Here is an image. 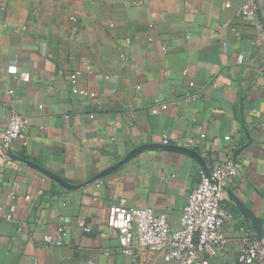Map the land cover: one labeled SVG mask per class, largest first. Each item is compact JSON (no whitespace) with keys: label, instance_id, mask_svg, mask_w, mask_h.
Listing matches in <instances>:
<instances>
[{"label":"crops","instance_id":"crops-1","mask_svg":"<svg viewBox=\"0 0 264 264\" xmlns=\"http://www.w3.org/2000/svg\"><path fill=\"white\" fill-rule=\"evenodd\" d=\"M240 5L0 0V134L12 112L30 121L25 138L2 152L0 206L15 213L0 221V264H133L106 224L108 210L151 209L178 229L206 176L175 148L196 153L209 171L213 158L241 170L224 202L225 244L209 263L240 264L243 240L258 242L237 202L260 220L264 240V15L238 18ZM74 73L94 98L72 93ZM156 101L167 108L152 114ZM145 145L156 147L86 184ZM27 162L84 186L66 189ZM61 227L62 247L46 248L43 237ZM136 258L165 264L159 253Z\"/></svg>","mask_w":264,"mask_h":264},{"label":"built area","instance_id":"built-area-1","mask_svg":"<svg viewBox=\"0 0 264 264\" xmlns=\"http://www.w3.org/2000/svg\"><path fill=\"white\" fill-rule=\"evenodd\" d=\"M227 2L228 0H222ZM241 2L237 17L255 20L264 15V2L261 7L257 0H238ZM264 41V35H262ZM238 63H242L239 58ZM10 72L18 74L24 81L29 74L10 68ZM72 93L84 99L94 98L95 94L77 88V75L69 76ZM264 91V85L262 86ZM167 104L156 101L152 114L164 111ZM30 121L27 117L12 112L4 130L0 134V162L3 150L9 148L14 141L25 138ZM228 139V138H227ZM163 144H167L164 139ZM210 178L204 177L188 194L179 221V228L173 229L164 213H156L151 209H134L125 204L109 208L106 224L116 233L121 252L136 263L137 254H162L165 264H210L209 259L217 256L225 244L223 227L229 217L224 207L226 193L240 176L237 163L230 159H211ZM11 198L13 195L10 196ZM29 200V197H25ZM15 208L11 206L2 211L0 221L14 222ZM21 231V228H18ZM88 232V230H85ZM67 235L65 227L57 231V236L45 235L43 244L46 248H60L62 238ZM243 249L238 256L240 264H264V240H243ZM93 264V263H88Z\"/></svg>","mask_w":264,"mask_h":264},{"label":"water","instance_id":"water-1","mask_svg":"<svg viewBox=\"0 0 264 264\" xmlns=\"http://www.w3.org/2000/svg\"><path fill=\"white\" fill-rule=\"evenodd\" d=\"M153 147H156V146L145 145V146H141V147L133 150L132 152H130L127 155V157L122 162H120L119 164H117V165L105 170L104 172L98 174L97 176H95L94 178H92L91 180L86 182V184H90V183H92V182H94V181H96L98 179H101V178H104V177L108 176L109 174L113 173L114 171L119 169L121 166L126 164L128 161L133 159L135 156H137L141 151L146 150V149H150V148H153ZM160 147L168 148L166 146H160ZM175 149H177L178 151L183 152L185 154L192 155L194 158H196V160L201 164V166H202V168L204 170L206 178H210V171L206 168V164L200 158V156H198L196 153H194V152H192L190 150H186L184 148H175ZM27 164L29 166L35 168L36 170H38L39 172H41L43 175L47 176L51 180L57 182L58 184H60L61 186H63L66 189L75 190V189H78L79 187H83L84 186V185H81L79 187L70 186L66 182H64L61 178H59L58 176L52 174L51 172H49L47 170H44V169H42V168H40V167H38V166H36L34 164H31V163H28V162H27ZM227 193L230 195V193L228 191H227ZM237 204H238V207L240 208V210L244 213V215L250 220V222L252 224V227H253L256 235H257L258 242H261L262 241V227H261L260 220H258L250 211H248L245 208H243V206H241V204H239L238 202H237Z\"/></svg>","mask_w":264,"mask_h":264}]
</instances>
